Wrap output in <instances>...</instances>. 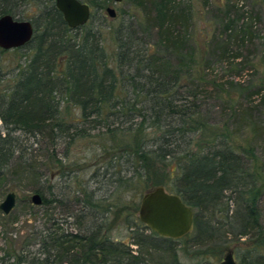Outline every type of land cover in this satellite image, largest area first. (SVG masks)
I'll return each instance as SVG.
<instances>
[{
  "label": "trees",
  "instance_id": "obj_1",
  "mask_svg": "<svg viewBox=\"0 0 264 264\" xmlns=\"http://www.w3.org/2000/svg\"><path fill=\"white\" fill-rule=\"evenodd\" d=\"M82 1L92 10L95 6L104 9L110 0ZM144 3L151 9L138 26L150 36L156 30L155 43L135 36L134 27L122 22L112 31L116 51L111 57L102 30L90 23L92 13L87 24L71 28L55 0H0V16L22 15L30 4L39 10L33 19L32 40L13 49L28 47L32 55L6 87L1 86L5 73L0 71V122L4 124L0 126V175L19 151L18 134L23 131L56 142L76 124L93 122L110 128L116 123L110 120L131 123V129H126L129 134L117 145L115 159L121 167L123 161L130 166L126 176L119 171V186L130 187L142 176L151 181L142 188V196L156 185L165 186L194 212L193 228L184 237L203 245L214 235H232L237 252L242 247L238 244L249 245L248 254L239 255L242 264H264V255L259 253L264 250V226L258 204L264 182L255 153L236 149L225 131L210 124L200 110L175 103L180 100L177 87L192 74L181 62L193 58L185 48L187 34L177 29L188 26L187 7L175 0ZM6 51L0 48V53ZM122 91H132L135 96L121 97ZM64 103L80 110L81 123L66 118ZM122 116L128 119H120ZM147 122L160 132L161 142L156 147H148L142 139ZM195 134L201 135L197 141L192 139ZM124 157L127 160H122ZM166 167L169 173L162 177ZM169 179H174L172 187ZM84 193L83 207H100L93 194ZM139 206L134 204L128 240H113L104 231V222L83 225L81 219L80 232L62 231L45 239L43 256L30 261L13 254L11 264H182L174 245L184 237L158 234L135 215ZM105 218L109 219L108 214ZM222 242L225 250L229 243ZM132 245L137 246L136 251Z\"/></svg>",
  "mask_w": 264,
  "mask_h": 264
},
{
  "label": "rangeland",
  "instance_id": "obj_2",
  "mask_svg": "<svg viewBox=\"0 0 264 264\" xmlns=\"http://www.w3.org/2000/svg\"><path fill=\"white\" fill-rule=\"evenodd\" d=\"M142 1L110 0L104 9L92 7L93 16L89 21L95 29L102 30L111 57L116 51L112 31L122 22L134 27L135 36L155 43L156 30L150 36L138 26L151 9L148 3L142 5ZM175 3L187 7L188 26L185 29L177 26V29L186 32L185 48L193 56L181 61L192 74L177 87L180 100L175 103L184 102L200 110L210 124L225 131L229 143L236 149H251L264 182V0H175ZM109 6L115 8V17L107 13ZM38 11L30 4L16 18L33 23ZM31 55L28 47L0 53V71L5 73L2 87L12 82L13 75ZM120 96H135V93L122 91ZM63 107L67 119L80 122L78 108L70 103H64ZM120 119L126 121L128 116ZM112 121L116 123L110 128L93 122L82 125L81 121L56 142L24 131L18 134L19 151L0 175V204L9 192L17 194L16 205L10 213L0 208V264H11L13 254L24 255L30 261L43 256L45 239L57 232H80L84 224L94 225V220L97 224L104 222L103 229L113 240L129 239L134 204L140 203L141 190L151 185V181L142 176L135 178L138 183L133 181L130 187L119 186V171L126 176L130 166L123 161L124 167H121L116 160L117 145L122 143L123 135L129 134L126 129L131 123L109 122ZM110 129L116 132L111 133ZM159 134L147 122L142 139H146L148 147H156L161 142ZM200 136L195 134L192 139L197 141ZM195 146L193 143L191 147ZM164 171L162 177L169 173L168 167ZM173 181L169 179V187ZM84 191L93 194L100 207H83ZM34 193L50 201L35 205ZM262 193L258 204L264 226V187ZM107 214L109 219L105 218ZM135 215L139 217V209ZM223 240L229 243L225 250L221 246ZM232 240V235L222 233L197 245L186 236L175 242L174 247L182 264H220L231 248L240 262L239 255L248 254L249 245L238 244L242 247L237 252ZM131 248L137 250L136 245ZM259 253L264 255V250Z\"/></svg>",
  "mask_w": 264,
  "mask_h": 264
},
{
  "label": "water",
  "instance_id": "obj_3",
  "mask_svg": "<svg viewBox=\"0 0 264 264\" xmlns=\"http://www.w3.org/2000/svg\"><path fill=\"white\" fill-rule=\"evenodd\" d=\"M121 2L122 0H114ZM57 8L71 28L88 23L91 18V6L82 0H55ZM107 13L115 17L116 10L109 6ZM35 34L32 21L17 19L11 14L0 16V48L12 50L29 43ZM17 194L9 192L0 204V208L10 213L16 205ZM35 205L43 203L40 193L32 195ZM139 218L158 234L166 237L181 238L193 228L194 212L176 193L169 192L165 186L158 185L146 191L140 201ZM220 264H242L235 258L233 249H228Z\"/></svg>",
  "mask_w": 264,
  "mask_h": 264
}]
</instances>
